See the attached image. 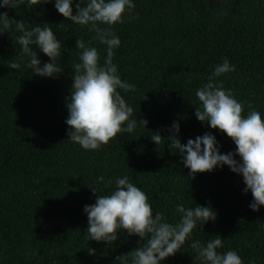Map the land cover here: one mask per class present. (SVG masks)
I'll list each match as a JSON object with an SVG mask.
<instances>
[{"label": "trees", "instance_id": "16d2710c", "mask_svg": "<svg viewBox=\"0 0 264 264\" xmlns=\"http://www.w3.org/2000/svg\"><path fill=\"white\" fill-rule=\"evenodd\" d=\"M134 3L136 19L113 26L121 41L113 63L121 79L135 86L134 92H121L133 108L132 118L147 123L138 121L132 133L118 134L95 151L70 142L64 122L72 65L79 62L75 39L89 42L94 33L66 20L53 3L0 8L11 25L0 33V264H125L144 242L137 236L124 231L107 244L85 237L83 206L114 188L98 184L100 175H128L170 222L178 219V203L212 207L215 219L198 225L193 239L207 241L218 234L224 243L218 251L237 250L243 264H264V206L249 209L252 197L242 193V177L226 165L189 177L165 138L155 145L149 135L159 130L167 137L175 120L181 143L211 132L221 152L234 151L231 138L194 115L195 90L225 57L235 70L218 80L244 103L242 115L255 109L264 116V0ZM16 20L47 23L61 40L62 55L55 62L63 71L56 78L23 67L26 58L14 42ZM92 44L102 63L105 46ZM37 56L41 63L49 60L39 50ZM10 63L21 67L10 69ZM189 243L162 264H198ZM89 247L95 254H88Z\"/></svg>", "mask_w": 264, "mask_h": 264}, {"label": "clouds", "instance_id": "9594fccd", "mask_svg": "<svg viewBox=\"0 0 264 264\" xmlns=\"http://www.w3.org/2000/svg\"><path fill=\"white\" fill-rule=\"evenodd\" d=\"M46 3H53L66 20L94 33L89 42L75 39V48L80 49L79 62L72 65L74 75L64 121L68 126L69 141L84 150L95 151L118 134L132 133L138 121L145 127V120H138L136 115L132 118L133 108L121 95V92H134L135 86L121 79L118 66L113 63L114 50L121 43L113 26L136 19L134 0H0V8L16 9L21 5L33 8ZM72 5H75V12ZM10 27L6 13L0 12V33ZM15 29L19 35L14 42L26 58L23 67L37 76L56 78L63 71L55 62L62 55L63 45L53 29L47 23L30 24L21 20H16ZM93 41L105 46L102 63ZM37 50L49 58L48 62L41 63ZM8 66L10 69L21 67L19 63ZM234 70L235 65L227 57L216 64L206 82L195 90L199 106L194 107L195 118L231 138L234 151L221 152V145L211 132L181 143L178 136L180 126L175 120L166 129L167 137H163L159 130L149 135L155 145L165 138L168 147L175 150L183 166L189 170V177L226 165L242 177V193L250 192L252 197L248 207L258 211L264 206V116L255 109L242 115L244 103L218 80L221 75ZM96 182L105 187L114 184V188L106 195H97L93 204L83 206L87 216L86 240L107 244L116 241L119 233L124 231L129 236H137L138 242H144L128 254L125 264H162L186 241L190 242L189 247L198 264H243L237 250L218 251L224 249L220 235L216 234L207 241L193 239V230L198 225L202 227L205 222L215 219L217 213L212 207L198 204L186 207L178 203L175 205L178 219L170 222L164 213L153 209L148 196L131 182L128 175L114 179L100 175ZM87 251L89 255L95 254L91 247Z\"/></svg>", "mask_w": 264, "mask_h": 264}]
</instances>
